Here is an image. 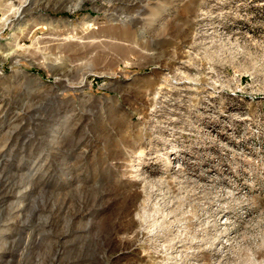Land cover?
<instances>
[{
    "label": "rangeland",
    "instance_id": "1",
    "mask_svg": "<svg viewBox=\"0 0 264 264\" xmlns=\"http://www.w3.org/2000/svg\"><path fill=\"white\" fill-rule=\"evenodd\" d=\"M0 264H264V0H0Z\"/></svg>",
    "mask_w": 264,
    "mask_h": 264
}]
</instances>
